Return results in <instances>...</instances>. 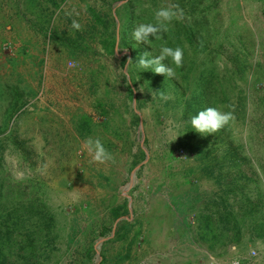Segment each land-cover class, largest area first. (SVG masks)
I'll return each instance as SVG.
<instances>
[{
  "label": "rangeland",
  "instance_id": "374dc122",
  "mask_svg": "<svg viewBox=\"0 0 264 264\" xmlns=\"http://www.w3.org/2000/svg\"><path fill=\"white\" fill-rule=\"evenodd\" d=\"M172 5L175 77L126 68L124 26ZM27 7L0 0V125L22 103L0 133V178L54 215L38 264H264V0H65L48 32ZM207 78L234 120L200 134L183 95ZM88 138L112 159L93 161Z\"/></svg>",
  "mask_w": 264,
  "mask_h": 264
},
{
  "label": "trees",
  "instance_id": "16d2710c",
  "mask_svg": "<svg viewBox=\"0 0 264 264\" xmlns=\"http://www.w3.org/2000/svg\"><path fill=\"white\" fill-rule=\"evenodd\" d=\"M43 1L51 3L53 9H55L50 12V9L44 5ZM64 1L27 0L28 7L26 9L31 10L35 15L33 19V22L36 23L35 26L40 30L48 32L52 26L49 17L62 6ZM126 5H130V1ZM41 8H43L42 12H40ZM90 9L92 12L94 11L93 8ZM94 16L96 19L101 20L98 14ZM128 18L130 17L127 16L126 19ZM143 19L145 21V18ZM136 25L134 20L130 21L129 27L125 25L123 33L125 35L126 32L129 41L127 42L125 39L124 41H120L122 45L125 43L132 44L133 56L135 58L143 54L144 50L148 52L153 47L158 52L161 45L165 43V40L170 46L184 44L183 36L177 30H174V28L169 30L165 36V40H152L150 41V45L144 42H137L132 36ZM178 26L186 29V31H190L189 26L185 22H179ZM188 43H192V39L189 37ZM140 47H143L144 50H140ZM197 85L191 88L189 83H186L184 87L186 92L188 90L191 91L190 96L185 92L183 98L186 100L185 106L187 110H190L193 115H196L207 107H211V98H213V93L217 89L211 78L197 81ZM21 104V100L17 98L10 104L12 108L10 107L6 116V124L0 125L4 126L0 127V133L10 128V119L20 109ZM76 129L82 136L89 133L92 130L90 118L87 116L81 117L76 122ZM11 131L12 129L8 132L9 135ZM6 186L10 189L5 190L4 187ZM16 188L17 186L12 184L6 177L0 178V264H38L42 261V255L48 256L50 250L55 246V240L48 238L50 236V229L54 226V215L50 210L41 209L33 196L24 197L25 193ZM19 203L22 205H19Z\"/></svg>",
  "mask_w": 264,
  "mask_h": 264
},
{
  "label": "clouds",
  "instance_id": "9594fccd",
  "mask_svg": "<svg viewBox=\"0 0 264 264\" xmlns=\"http://www.w3.org/2000/svg\"><path fill=\"white\" fill-rule=\"evenodd\" d=\"M182 17L183 12L177 5L160 7L155 10L152 22H142L136 25L132 36L137 42H144L149 45L152 40H165L172 22L182 19ZM71 27L74 30H80L81 24L76 19H73ZM183 60L184 49L180 46H168L165 40V43L159 48L158 55L144 52L135 63H133L132 59H129L126 68L128 65H134L137 72L150 70L155 74L172 78L176 75V69L183 66ZM125 75H127V70L125 71ZM163 98L166 97L162 95ZM233 120L234 116L232 112H225L216 107H207L190 118V125L193 130L200 134H211ZM84 146L95 162L103 163L112 159L111 153L105 149L98 138H88Z\"/></svg>",
  "mask_w": 264,
  "mask_h": 264
},
{
  "label": "crops",
  "instance_id": "0c3cea01",
  "mask_svg": "<svg viewBox=\"0 0 264 264\" xmlns=\"http://www.w3.org/2000/svg\"><path fill=\"white\" fill-rule=\"evenodd\" d=\"M168 207H169L168 212H170V211L172 212V210H170V208H171V207L174 208V206H173L172 204H170V205H168ZM168 207H167V208H168ZM200 214H202L201 210L199 211V214H198V215L200 216ZM172 215H173V214H172ZM199 218H200V217H199ZM174 219H176V216L174 217ZM183 222H184V224H185V223L187 222V219H186V222H185L184 220H183Z\"/></svg>",
  "mask_w": 264,
  "mask_h": 264
},
{
  "label": "built area",
  "instance_id": "2783aa9c",
  "mask_svg": "<svg viewBox=\"0 0 264 264\" xmlns=\"http://www.w3.org/2000/svg\"><path fill=\"white\" fill-rule=\"evenodd\" d=\"M180 153L183 154V153H184L183 150H181ZM211 263H212V264H217L216 261H212ZM234 264H239V262H236V263H234Z\"/></svg>",
  "mask_w": 264,
  "mask_h": 264
}]
</instances>
